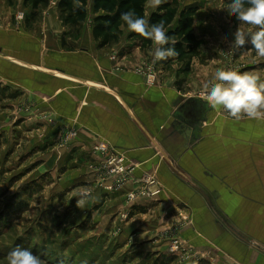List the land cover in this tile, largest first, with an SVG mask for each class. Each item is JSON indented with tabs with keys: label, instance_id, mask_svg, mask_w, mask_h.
<instances>
[{
	"label": "crops",
	"instance_id": "crops-1",
	"mask_svg": "<svg viewBox=\"0 0 264 264\" xmlns=\"http://www.w3.org/2000/svg\"><path fill=\"white\" fill-rule=\"evenodd\" d=\"M58 1L36 10L37 19L26 24L12 17H28L31 7L0 0V50L6 52L0 71L10 73L7 85L14 91H27L45 112L55 110L57 122L77 129L74 176L85 178L91 202L102 184L111 216L130 215V230L139 229L140 215L152 218L142 222L148 225L141 234L171 225L202 264H264V120H236L208 106L206 120L195 126L205 105L190 99L200 98L203 85H179L177 74L166 81L164 69L178 65L175 56L154 62L153 42L143 48L128 37L100 48L92 35L93 0L76 26L61 21ZM145 8L146 18L156 9ZM149 64L154 76L138 71ZM99 141L133 167L115 189L105 186L119 174L102 171L93 153ZM148 176L155 184L147 186L160 193L128 202ZM157 242L155 249H162ZM193 260L171 254V264H197Z\"/></svg>",
	"mask_w": 264,
	"mask_h": 264
},
{
	"label": "rangeland",
	"instance_id": "rangeland-1",
	"mask_svg": "<svg viewBox=\"0 0 264 264\" xmlns=\"http://www.w3.org/2000/svg\"><path fill=\"white\" fill-rule=\"evenodd\" d=\"M163 1H173L178 7L198 5L195 32L202 36L204 51L194 62L193 58L189 64L178 61V67L172 70L171 64L163 68L166 81L177 74L181 79L179 85H204L213 80L219 69L231 67L259 75L264 82V57L257 56L250 43L231 49L233 33L241 22H232L226 17L225 0ZM147 4L151 6L150 0ZM17 15L12 17L16 22L26 19ZM241 26L249 29L248 25ZM129 33L127 28H122L119 39L128 37ZM230 50L232 53L226 55ZM3 55L6 56V52L0 50V56ZM48 73L55 74L54 71ZM9 74L7 69L0 71V264H8L9 253L18 246L37 255L42 264H171V254L182 262L190 260L181 252H171L173 239L190 245L177 230L172 231L171 225L141 234V228L148 225L142 222L152 218L140 215L139 229L130 230L125 226L130 215L111 216L102 184L97 186L100 190L97 201L91 202L90 198L85 209L77 208V193L84 189L92 192L84 177L74 176L78 171L75 170L77 129L68 124L65 128L64 123L57 122L55 110L45 112L34 99L27 98V91H14L7 85L12 83ZM200 75L204 79L201 80ZM221 114L231 117L224 110ZM69 131L75 135L66 142ZM97 145L98 142L93 146V153L99 157L98 166L110 173L115 163H121L97 152ZM146 183L143 188H148L149 183ZM113 184L105 188L115 189L121 185L116 181ZM127 201L132 202L129 196ZM157 241L162 249H155ZM193 258L195 263L202 264L196 252Z\"/></svg>",
	"mask_w": 264,
	"mask_h": 264
},
{
	"label": "clouds",
	"instance_id": "clouds-1",
	"mask_svg": "<svg viewBox=\"0 0 264 264\" xmlns=\"http://www.w3.org/2000/svg\"><path fill=\"white\" fill-rule=\"evenodd\" d=\"M163 0H150L152 7H158ZM228 13L235 17L240 26L233 33L231 49H239L250 43L259 57H264V0H230ZM120 19L128 31L149 39L155 45L153 60L162 61L178 55L169 44L164 21L149 25L148 21L138 16L134 9L122 12ZM248 25L249 29L241 25ZM175 44V41L172 42ZM230 50L226 55H230ZM201 98L212 109H222L236 120L243 118L264 120V82L259 75L241 72L239 69L226 67L219 69L212 81L203 85ZM75 133L69 131L67 142ZM76 206L85 209L92 193L81 190L77 193ZM185 259H188L187 257ZM8 264H42L41 259L30 250L16 247L8 255Z\"/></svg>",
	"mask_w": 264,
	"mask_h": 264
},
{
	"label": "trees",
	"instance_id": "trees-1",
	"mask_svg": "<svg viewBox=\"0 0 264 264\" xmlns=\"http://www.w3.org/2000/svg\"><path fill=\"white\" fill-rule=\"evenodd\" d=\"M52 0H23L25 7H31L32 11L26 17V23L37 19L38 9L49 6ZM226 1L224 9L226 17L232 22L238 20L228 13L230 0ZM147 0H93L92 35L100 48L109 47L119 40V32L122 28H127L120 19L122 12L134 9L136 14L146 21L149 25L164 21L165 30L168 35L169 44L165 47H174L178 55L175 59L189 64L193 58L199 57L201 53V38L195 33V15L198 11L197 4H187L182 7L174 5L173 1H163L146 18L145 7ZM87 0H59V18L64 24L79 25L87 17ZM128 38L139 41L141 47L151 45L152 41L136 33L130 32ZM175 41V44L172 42Z\"/></svg>",
	"mask_w": 264,
	"mask_h": 264
},
{
	"label": "built area",
	"instance_id": "built-area-1",
	"mask_svg": "<svg viewBox=\"0 0 264 264\" xmlns=\"http://www.w3.org/2000/svg\"><path fill=\"white\" fill-rule=\"evenodd\" d=\"M24 16H25V14L23 12H19L17 15V17L20 19L24 18ZM145 70H149L148 72L151 73L152 65L149 64L145 68H143V67L138 68V71H140V72H143V71L146 72ZM151 75L153 76L154 73L152 72ZM95 148H96L97 152H99L100 154L101 153L104 155L106 154L110 158L112 157V159H117L121 163V164L117 163V166H114L113 168H111L110 173L119 174V176L116 179L117 185H120L123 182H125V180L127 179L128 172L133 170V167H129V166L125 165L124 158L122 156L119 157V155L117 153H115V149H113L107 142L99 141L98 145ZM126 170H128V171H126ZM144 182L145 183L148 182L150 185L155 184L154 180L149 176L145 177ZM109 187L112 188V186H109ZM160 191H161L160 187H157L155 189H151L149 187L148 188H137L136 191H133L128 196H129V200L133 201L134 199H136L140 196H156L160 193ZM171 244H173L171 246V252H173V253L181 252L183 257L184 258L187 257L188 259L193 258L195 256V249L192 246H190L186 243H182L178 239H173Z\"/></svg>",
	"mask_w": 264,
	"mask_h": 264
},
{
	"label": "water",
	"instance_id": "water-1",
	"mask_svg": "<svg viewBox=\"0 0 264 264\" xmlns=\"http://www.w3.org/2000/svg\"><path fill=\"white\" fill-rule=\"evenodd\" d=\"M191 101H198V102H202L204 105H205V110L201 113L198 114V118H197V121L195 123L198 122V124H196L195 126L199 127L201 122L205 121L206 120V116H205V113L208 111V104L206 102H204V100L200 97V98H191L190 99ZM177 115V113H176Z\"/></svg>",
	"mask_w": 264,
	"mask_h": 264
}]
</instances>
